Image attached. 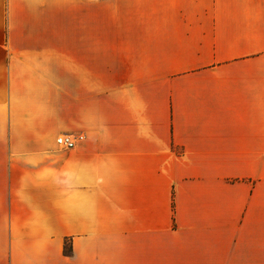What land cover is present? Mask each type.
<instances>
[{"label":"crops","instance_id":"1","mask_svg":"<svg viewBox=\"0 0 264 264\" xmlns=\"http://www.w3.org/2000/svg\"><path fill=\"white\" fill-rule=\"evenodd\" d=\"M114 2L0 0V264L264 257V0Z\"/></svg>","mask_w":264,"mask_h":264},{"label":"rangeland","instance_id":"2","mask_svg":"<svg viewBox=\"0 0 264 264\" xmlns=\"http://www.w3.org/2000/svg\"><path fill=\"white\" fill-rule=\"evenodd\" d=\"M114 7V0H91V24H102V22L106 21L105 16L107 15V24H109V19L113 21ZM237 252H241L242 254L240 255H246L248 253L250 254L257 251H252V249L244 248L238 250ZM260 253L264 255V250H261ZM236 264H264V257H240L236 260Z\"/></svg>","mask_w":264,"mask_h":264},{"label":"built area","instance_id":"3","mask_svg":"<svg viewBox=\"0 0 264 264\" xmlns=\"http://www.w3.org/2000/svg\"><path fill=\"white\" fill-rule=\"evenodd\" d=\"M56 144L59 147V149L63 151H67L74 149V147L76 146V141L71 136L62 135L56 139Z\"/></svg>","mask_w":264,"mask_h":264}]
</instances>
